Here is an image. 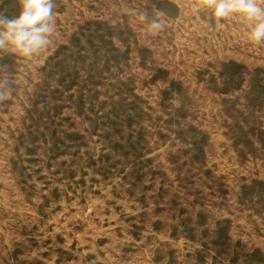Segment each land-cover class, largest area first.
<instances>
[{"label": "rangeland", "instance_id": "1", "mask_svg": "<svg viewBox=\"0 0 264 264\" xmlns=\"http://www.w3.org/2000/svg\"><path fill=\"white\" fill-rule=\"evenodd\" d=\"M55 2L45 52L0 53V264H264L248 22L203 0Z\"/></svg>", "mask_w": 264, "mask_h": 264}, {"label": "clouds", "instance_id": "2", "mask_svg": "<svg viewBox=\"0 0 264 264\" xmlns=\"http://www.w3.org/2000/svg\"><path fill=\"white\" fill-rule=\"evenodd\" d=\"M218 20L240 16L249 24V40L264 44V0H203ZM19 14L8 16L0 12V53L25 59L45 52L52 43L57 28L55 0H19ZM140 19L153 33L163 31L165 25L155 14L149 22L147 15ZM10 81L0 77V102L8 100Z\"/></svg>", "mask_w": 264, "mask_h": 264}]
</instances>
